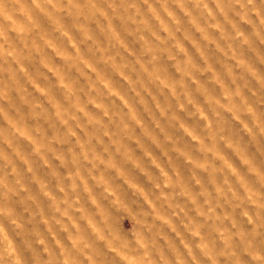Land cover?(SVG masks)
<instances>
[{
	"label": "rangeland",
	"instance_id": "374dc122",
	"mask_svg": "<svg viewBox=\"0 0 264 264\" xmlns=\"http://www.w3.org/2000/svg\"><path fill=\"white\" fill-rule=\"evenodd\" d=\"M0 264H264V0H0Z\"/></svg>",
	"mask_w": 264,
	"mask_h": 264
}]
</instances>
